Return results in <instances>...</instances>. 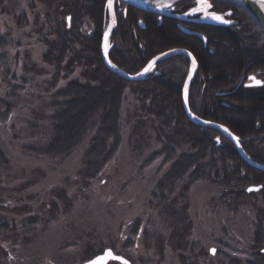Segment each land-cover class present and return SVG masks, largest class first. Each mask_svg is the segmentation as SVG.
Wrapping results in <instances>:
<instances>
[{"label":"trees","instance_id":"obj_1","mask_svg":"<svg viewBox=\"0 0 264 264\" xmlns=\"http://www.w3.org/2000/svg\"><path fill=\"white\" fill-rule=\"evenodd\" d=\"M36 1L45 10L48 24L52 25L48 32L51 38L42 41L45 51L41 58L54 72L49 82L53 86L52 93L46 104L50 112L44 116L48 140L28 150L37 155L63 157L89 137L79 176L84 186H90L119 148L121 108L125 92L130 88L141 102L136 111H143L135 115L130 141L135 146L143 142L144 127L151 123L161 145L153 157L164 154L165 160L170 162L156 183L147 206L167 223L175 248L184 250L192 245L188 193L195 183L208 181L223 190L219 198L221 205L232 212L243 205L249 206L257 219L248 249L251 259L229 258L225 264H264V252H261L264 248V172L242 161L234 145L218 131L188 120L181 99L188 74V59L181 55L170 56L158 61L142 80L127 81L108 70L100 55L101 37L108 22L106 0ZM9 3L10 0H0V13L13 16L21 25L26 14L14 16ZM37 3L31 4L32 10L36 9ZM206 3H211L219 12L232 11L237 20L231 34L205 31L207 47L215 50L213 54L208 53V48H204L196 36L173 29L167 23L169 18H165L161 25L156 21L147 22V18L153 19L154 14L115 2L116 27L109 39V59L124 72L136 74L161 53L180 47L190 50L203 67L197 73L198 80H194L188 89L192 113L227 127L241 140L245 153L264 165V86L252 91L241 87L236 89L239 80L236 72L247 61L254 62V69H262L264 79V34L249 14L234 2L207 0ZM121 6L126 8L125 17ZM40 11L34 12L35 21ZM139 18L146 24V29L137 25ZM214 38L227 41L237 47L236 51L231 52L226 45L218 47ZM4 47L5 40L0 36V67H5L8 72ZM35 71L45 73L47 70L36 68ZM240 71L242 74L243 70ZM219 74L225 78L217 80ZM202 75L204 80L200 79ZM61 79L66 83L56 87ZM15 87L13 84L11 89ZM235 93L250 94L242 98L232 97ZM230 104L237 109L230 108ZM12 107L10 99L0 98L1 120H5ZM257 124L260 128H256ZM216 137L220 138V146L215 144ZM184 146L188 151L178 153L177 149ZM3 159L0 150V161ZM259 185L261 189L256 192L246 191L250 186ZM139 229L140 220H136L131 235L138 236ZM157 242H162L160 237ZM132 244L133 240L128 239L126 245ZM162 249L161 245V253ZM179 258L183 264H197L188 262L183 254H179Z\"/></svg>","mask_w":264,"mask_h":264},{"label":"rangeland","instance_id":"obj_2","mask_svg":"<svg viewBox=\"0 0 264 264\" xmlns=\"http://www.w3.org/2000/svg\"><path fill=\"white\" fill-rule=\"evenodd\" d=\"M34 2L10 0L14 16L26 14L21 25L0 13L8 69L0 67V98L13 105L5 120L0 119V264H80L106 248L132 264H183L179 254L197 264L251 259L254 211L245 205L229 211L219 203L223 190L208 181L195 183L188 193L192 245L175 248L167 223L147 206L170 162L164 154L153 157L161 145L151 123L144 127L143 142L135 146L130 141L135 115L143 112L136 111L141 102L130 88L121 108V143L92 185L84 186L79 176L89 137L63 157L28 150L48 140L44 116L50 112L46 104L54 72L41 58L42 41L51 38L52 25L41 5L31 9ZM31 66L47 71L38 73ZM65 83L61 79L56 87ZM180 151L188 150L184 146ZM136 220L140 229L135 237L130 230ZM128 239L132 245H126Z\"/></svg>","mask_w":264,"mask_h":264},{"label":"water","instance_id":"obj_3","mask_svg":"<svg viewBox=\"0 0 264 264\" xmlns=\"http://www.w3.org/2000/svg\"><path fill=\"white\" fill-rule=\"evenodd\" d=\"M176 0H106L105 2V9L108 14V22L107 26L105 27L102 37H101V45H100V55L103 60L104 65L108 70L113 72L114 74L118 75L119 77L130 81V82H136L142 80L150 71H152L155 67V64L158 61L164 60L170 56L174 55H183L187 57L191 61V68L189 71V75L186 78L184 87H183V97H182V105L184 109V113L189 121L194 123L197 126L200 127H207L212 128L220 133L221 136L225 137L227 140H229L235 147L239 157L242 161H244L247 165L250 167L257 169L259 171L264 172V165L259 164L255 161H253L243 150L241 146V140L231 133V131L225 127L224 125L217 124L210 122L208 120L202 119L198 117L197 115L193 114L188 106V89L190 82L192 81L194 77V73L197 68V63L195 61V58L193 55L181 48L172 49L169 51H166L164 53H161L154 58H152L139 72L136 74H128L124 72L123 70L117 68L109 59V39L111 37L112 30L116 27V19H115V13H114V3H122L127 6L134 7L140 11H144L147 13L158 15L159 17L170 15L168 11V7L172 2ZM243 8L249 16L253 19V21L256 23V25L260 28V30L264 34V0H230ZM198 3V6L206 8L207 3L206 0H196ZM206 5V6H205ZM206 18L203 20L205 23L210 25H229L231 22L224 20V18L220 14L216 13H206ZM176 17V16H173ZM69 22V19H68ZM138 24H141L139 21ZM179 28L186 34L194 35L200 38L203 42H205V37L196 32H192L184 27ZM216 146L221 145V141L219 137H216L214 139ZM261 189V186H250L247 188V192L252 191H258ZM213 252V250H211ZM111 262H117L119 264H131V262L123 257L122 255L116 254L112 249L106 248L101 252L100 254H97L90 258L89 260L80 263V264H109Z\"/></svg>","mask_w":264,"mask_h":264},{"label":"flooded vegetation","instance_id":"obj_4","mask_svg":"<svg viewBox=\"0 0 264 264\" xmlns=\"http://www.w3.org/2000/svg\"><path fill=\"white\" fill-rule=\"evenodd\" d=\"M208 1H210V0H208ZM210 5H212V4L210 3ZM210 5H207L206 8H203V7H201L202 5L200 7L198 6V3L196 2V0H183L181 2H175L174 1L168 7V11H169L170 15L159 17L158 15L154 14L153 19L147 18V22L156 21L158 25H161L164 22L165 18H169L167 23L171 24L173 26V29L179 30L180 32L184 33L179 28V26H180V27H184V28H186L192 32L202 34L205 37V42H203L200 38L199 39L203 42L204 48H208L207 43H206V36L204 35V34H206L205 31L212 32V33L223 31L226 34H231L233 32V28L237 26V20L234 18L232 11L226 10L225 12H219L218 10L213 8V5L211 7H210ZM125 6H121V9L123 10L124 17H125V11H126ZM206 13L207 14L208 13L220 14L224 18V20H227L231 23L227 26L226 25L214 26V25L207 24L203 21L206 18V15H205ZM173 16H176V17H173ZM67 19H69V18H67ZM139 21L141 22V24H138ZM136 23L140 29H142V30L146 29V24L142 21V19L139 18V20H137ZM184 34H186V33H184ZM186 35H189V34H186ZM213 41H216L215 43L218 47L226 45L230 48L231 52L236 51L237 47L231 46L230 43H228L227 41L218 40L216 38H214ZM180 48L185 49L191 53V51L186 49V48H183V47H180ZM207 51L210 54H213L215 52V50L213 48H210V47L207 49ZM181 56H183V55H181ZM193 57L195 58V61L197 63V68H196V71L194 73V77H193L192 81L190 82V84L194 80H198L197 73L199 71L201 72L203 70V67L197 61L196 57L194 55H193ZM188 61H189V65H188L187 76L189 75V71L191 68V61L189 59H188ZM253 63L254 62L247 61L243 66L240 65L238 67L239 69L236 72V74L239 75V80H238L236 89L241 87L245 91H252V90H256V89L264 86V79L262 77V73H263L262 69L261 68L254 69L255 67L252 66ZM241 69L243 70L242 74L240 71ZM201 78L204 80L205 77L202 75V77L200 76V79ZM216 78L218 80L220 78L224 79L225 77L222 74H219L216 76ZM189 87H190V85H189ZM249 94L250 93H245V94L244 93H235L232 95V97L236 96L238 98H240V97L242 98V97L249 95ZM188 95H189V92H188ZM182 97H183V91L181 94V99H182ZM219 104H220V102H219ZM188 106H189V101H188ZM230 106H229L230 108H233L235 110L237 109V106H235V105L230 104ZM189 109H190V106H189ZM183 111H184V109H183ZM256 128H260L259 124L256 125ZM262 129L263 128H261V130ZM254 192H256V191H254ZM261 252H264V248L261 250Z\"/></svg>","mask_w":264,"mask_h":264}]
</instances>
